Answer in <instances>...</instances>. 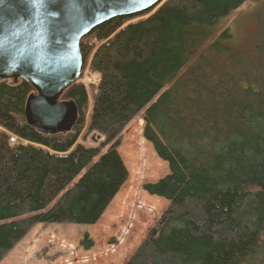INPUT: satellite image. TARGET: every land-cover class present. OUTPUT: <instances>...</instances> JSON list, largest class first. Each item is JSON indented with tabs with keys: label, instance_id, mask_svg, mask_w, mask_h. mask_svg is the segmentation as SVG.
Returning <instances> with one entry per match:
<instances>
[{
	"label": "trees",
	"instance_id": "trees-1",
	"mask_svg": "<svg viewBox=\"0 0 264 264\" xmlns=\"http://www.w3.org/2000/svg\"><path fill=\"white\" fill-rule=\"evenodd\" d=\"M244 2L163 0L97 27L62 96L78 109L65 135L26 124L27 83H0V263L37 225L98 222L127 180L118 149L142 112L169 170L144 190L169 207L127 264H264V30L242 50L211 30ZM86 65L98 78L87 88ZM92 133L95 148L80 141Z\"/></svg>",
	"mask_w": 264,
	"mask_h": 264
},
{
	"label": "rangeland",
	"instance_id": "rangeland-1",
	"mask_svg": "<svg viewBox=\"0 0 264 264\" xmlns=\"http://www.w3.org/2000/svg\"><path fill=\"white\" fill-rule=\"evenodd\" d=\"M211 30L213 39L230 32V45L235 49L252 48L259 41V31L264 30V0H245ZM83 71L81 82L87 88L94 75L89 65ZM91 99L89 96L88 114ZM143 127L141 112L123 130L118 154L127 170V180L97 223L37 225L0 264H127L169 207L166 200L144 190V186L165 178L169 170L144 139ZM80 141L95 148L104 137L85 134ZM108 149L104 146L102 153ZM82 241L91 243V247L84 248Z\"/></svg>",
	"mask_w": 264,
	"mask_h": 264
},
{
	"label": "water",
	"instance_id": "water-1",
	"mask_svg": "<svg viewBox=\"0 0 264 264\" xmlns=\"http://www.w3.org/2000/svg\"><path fill=\"white\" fill-rule=\"evenodd\" d=\"M162 1L0 0V83L21 80L32 88L26 124L46 136L73 131L78 109L62 96L81 76V40L108 21L143 15Z\"/></svg>",
	"mask_w": 264,
	"mask_h": 264
},
{
	"label": "built area",
	"instance_id": "built-area-1",
	"mask_svg": "<svg viewBox=\"0 0 264 264\" xmlns=\"http://www.w3.org/2000/svg\"><path fill=\"white\" fill-rule=\"evenodd\" d=\"M97 80H98L97 76H94L93 83H94V82L96 83ZM9 141H10L11 144H16V143H18V139H17L15 136H10Z\"/></svg>",
	"mask_w": 264,
	"mask_h": 264
},
{
	"label": "bare ground",
	"instance_id": "bare-ground-1",
	"mask_svg": "<svg viewBox=\"0 0 264 264\" xmlns=\"http://www.w3.org/2000/svg\"><path fill=\"white\" fill-rule=\"evenodd\" d=\"M141 124V123H140Z\"/></svg>",
	"mask_w": 264,
	"mask_h": 264
}]
</instances>
